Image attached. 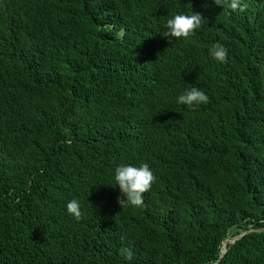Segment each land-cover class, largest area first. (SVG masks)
Wrapping results in <instances>:
<instances>
[{
  "label": "trees",
  "instance_id": "trees-1",
  "mask_svg": "<svg viewBox=\"0 0 264 264\" xmlns=\"http://www.w3.org/2000/svg\"><path fill=\"white\" fill-rule=\"evenodd\" d=\"M0 264H264V0H0Z\"/></svg>",
  "mask_w": 264,
  "mask_h": 264
},
{
  "label": "clouds",
  "instance_id": "clouds-1",
  "mask_svg": "<svg viewBox=\"0 0 264 264\" xmlns=\"http://www.w3.org/2000/svg\"><path fill=\"white\" fill-rule=\"evenodd\" d=\"M219 4V0H214ZM235 8L236 4L233 3ZM201 15L196 12L173 14L164 23L167 29L165 37L188 38L201 26ZM210 54L217 61L224 62L228 56V50L225 46L216 44L210 49ZM208 95L201 89L193 86L184 89L176 97L178 104L186 105L190 108L198 107L201 104H207ZM154 180L153 173L148 164L135 166L132 164H121L114 170V183L118 186L121 196L118 197V203L121 206H140L143 204V194L147 192ZM67 212L76 218L80 216V202L78 199L69 200L66 204ZM121 255L127 260L132 259V251L128 248L121 249Z\"/></svg>",
  "mask_w": 264,
  "mask_h": 264
}]
</instances>
